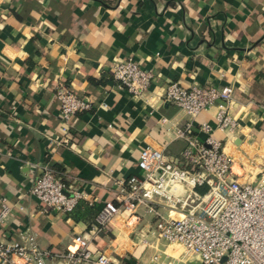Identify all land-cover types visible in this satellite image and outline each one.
<instances>
[{
    "label": "crops",
    "instance_id": "0c3cea01",
    "mask_svg": "<svg viewBox=\"0 0 264 264\" xmlns=\"http://www.w3.org/2000/svg\"><path fill=\"white\" fill-rule=\"evenodd\" d=\"M128 57L154 73L140 97L110 72ZM169 81L231 86L239 128L226 148L232 138L264 148V0H0V207L9 208L0 242L31 233L56 264L83 233L92 251L116 262L145 260L154 248L139 235L152 240L151 215L138 208V221L122 213L104 224L97 215L105 201L117 203V181L139 174L142 147H184L173 131L188 116L163 100ZM59 83L92 103L72 117L67 137L54 98ZM215 113L211 107L194 123H214ZM42 164L84 194L77 218L30 195Z\"/></svg>",
    "mask_w": 264,
    "mask_h": 264
},
{
    "label": "built area",
    "instance_id": "2783aa9c",
    "mask_svg": "<svg viewBox=\"0 0 264 264\" xmlns=\"http://www.w3.org/2000/svg\"><path fill=\"white\" fill-rule=\"evenodd\" d=\"M110 72L121 88L135 97L144 95L154 79V73L132 57L117 61ZM54 98L67 137L72 117L90 110L92 103L63 83L55 87ZM163 100L188 116L173 131L175 138L184 140V147L176 154L164 146L142 147L136 161L139 174L117 181V203L105 201L97 215L101 224L122 213L138 221L137 209L143 208L153 218L147 231L152 240L141 234L139 242L145 247L153 245L154 250L139 263L116 262L104 252L92 251L90 237L82 233L74 236L76 248L62 254L63 261L56 264H264V173L257 181L241 180L234 169V156L226 148L227 140L239 128L229 111L232 87L169 81ZM211 107H216L214 123L195 124V118ZM216 130L225 132V138L216 137ZM229 145L242 144L232 138ZM252 147L254 155L264 161L259 153L264 148ZM40 168L29 187L30 195L43 207L69 215L84 194L65 181L62 171L47 164ZM8 212V206L1 203L0 224ZM170 245L178 247V254L168 252ZM48 256L31 233L22 234L17 241L0 242V264H47Z\"/></svg>",
    "mask_w": 264,
    "mask_h": 264
},
{
    "label": "rangeland",
    "instance_id": "374dc122",
    "mask_svg": "<svg viewBox=\"0 0 264 264\" xmlns=\"http://www.w3.org/2000/svg\"><path fill=\"white\" fill-rule=\"evenodd\" d=\"M227 151H229L235 159L234 169L240 173V178L246 181H257L264 173V161H262L255 153L253 147H250L247 143H243L239 147L229 145ZM264 156V151L259 152ZM249 156H252L251 158ZM168 252L176 255L178 254V247L170 245Z\"/></svg>",
    "mask_w": 264,
    "mask_h": 264
},
{
    "label": "trees",
    "instance_id": "16d2710c",
    "mask_svg": "<svg viewBox=\"0 0 264 264\" xmlns=\"http://www.w3.org/2000/svg\"><path fill=\"white\" fill-rule=\"evenodd\" d=\"M200 191H202V189H200ZM80 202L77 203V205L75 206V208L73 209V211L69 214L70 216H72L73 218H77V207L79 205ZM86 211L91 214L93 212L92 209H86Z\"/></svg>",
    "mask_w": 264,
    "mask_h": 264
}]
</instances>
